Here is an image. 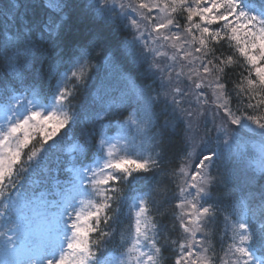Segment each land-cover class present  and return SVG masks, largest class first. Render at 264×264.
I'll use <instances>...</instances> for the list:
<instances>
[{"label": "snow or ice", "instance_id": "obj_1", "mask_svg": "<svg viewBox=\"0 0 264 264\" xmlns=\"http://www.w3.org/2000/svg\"><path fill=\"white\" fill-rule=\"evenodd\" d=\"M169 262L264 264V0H0V264Z\"/></svg>", "mask_w": 264, "mask_h": 264}, {"label": "trees", "instance_id": "obj_2", "mask_svg": "<svg viewBox=\"0 0 264 264\" xmlns=\"http://www.w3.org/2000/svg\"><path fill=\"white\" fill-rule=\"evenodd\" d=\"M172 191H173V192L175 191V188H174V186L172 187ZM172 203H173V205L175 204V202H174V201H172ZM225 242H226V243L228 242L226 238H225ZM169 264H171V262H169Z\"/></svg>", "mask_w": 264, "mask_h": 264}]
</instances>
